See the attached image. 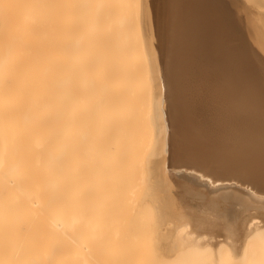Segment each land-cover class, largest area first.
I'll list each match as a JSON object with an SVG mask.
<instances>
[{
    "label": "bare ground",
    "instance_id": "bare-ground-1",
    "mask_svg": "<svg viewBox=\"0 0 264 264\" xmlns=\"http://www.w3.org/2000/svg\"><path fill=\"white\" fill-rule=\"evenodd\" d=\"M167 1L160 50L159 0L0 7V264H218L219 232L264 245V0ZM163 168L173 213L192 214L174 238L133 205Z\"/></svg>",
    "mask_w": 264,
    "mask_h": 264
},
{
    "label": "rangeland",
    "instance_id": "rangeland-1",
    "mask_svg": "<svg viewBox=\"0 0 264 264\" xmlns=\"http://www.w3.org/2000/svg\"><path fill=\"white\" fill-rule=\"evenodd\" d=\"M170 6H169V2L167 0H159V5H158V16H159V21H158V37L157 42L159 45V50L162 47V42L165 41L166 38V30L167 28H165L166 25V20H168V16L171 14V12L169 11ZM166 31V32H165ZM169 32V31H168ZM169 34V33H168ZM244 47L246 49V53H247V44L244 41ZM163 48V47H162ZM158 71H157V75H156V79L158 82ZM78 78V86L80 85L81 81L80 78ZM205 83V81L203 82ZM210 83H205V86L207 85V93H209V91L212 92V90H216V88L218 87V84H214V82L211 83V85H209ZM189 88L192 87V85L190 84L188 86ZM209 88V89H208ZM64 91L66 93L67 88L66 85L64 83ZM158 93H159V88H158ZM77 103L74 105L73 101L72 104L74 105V113H75V118H76V124L80 129H84L86 126H88V122H83V117H82V110H84L82 103L79 102V93L77 96ZM202 103H204V101L200 102V109L201 111L203 110V113L201 114V116L205 115V117L208 118L209 120V115L207 114L206 111L203 109L204 106L202 105ZM78 110V114L76 115V109ZM201 113V112H200ZM200 115V114H198ZM244 122H242L241 124L243 125V128L245 126V121H246V117L244 116ZM212 122V117L210 118ZM91 122V121H90ZM207 123V124H206ZM205 123V127L207 128L208 123ZM211 125V124H210ZM92 128V126H91ZM211 128L212 125H211ZM257 125L253 127V129H255L254 131L257 132ZM239 133V132H238ZM92 134L91 130L89 131L88 135ZM248 133H244V137L245 135ZM227 135V134H226ZM164 155V156H163ZM167 163L165 154H162V160H161V164ZM169 163V162H168ZM163 171L165 172L164 175H162L163 177V181L158 183H152L150 184V182H146L144 181V184H138L136 186V190H135V194H134V202L133 205L136 206L139 209L140 215L144 218L145 223L149 224L151 222H153V220L157 217L158 213L161 212L162 218L165 221V226H163L162 232L164 233H169V235L171 236V238L176 237V232L177 231H181V229L184 232H188L192 229V224H191V216L189 214V211L191 208H185L184 211L183 210H179L180 214L177 213H173L176 210V207L178 209V205L177 206H170V200H171V194H174V186L173 184H170L167 180V176L168 174H170V172H166L165 168H163ZM145 178V177H144ZM154 179V178H153ZM175 180H179L181 182H184L185 185L191 186L193 188L197 187L195 184L196 182H194V180H187L184 178H177ZM143 182V181H142ZM159 194L162 195V202H159L158 196ZM235 208H239V206H234ZM160 210V212H159ZM188 213V214H186ZM249 213H251L252 215H258L260 218L264 217V210H251ZM248 213L243 212L241 213V216H247ZM198 216L201 218V220L203 222H213V221H217V222H221L222 224L224 223L222 219L220 218H216L213 215H209L207 217H205V215H199ZM166 221H168V223H166ZM150 231V229H149ZM205 231V232H204ZM197 233H199L202 238L200 240V244L203 248L200 250V254L203 256H207L209 257V253L210 251L213 249L214 242L212 241V235H213V231H209V230H196ZM220 237H221V254L224 257V259L221 260V262L218 261V264H235L234 259H233V255H232V251L234 249L237 248H241L240 251L244 248V251L246 250V254L248 255H252L250 260L252 263L251 264H264V245H260L259 243L260 238L255 235L249 238H245L243 235H241L240 233H238L237 235H227L224 232H219ZM204 236V237H203ZM251 241L250 243V248L247 249V243ZM198 243V242H197ZM246 245V247H245ZM199 252V251H198ZM256 252V253H255ZM192 253V252H191ZM256 254V255H255ZM257 254H259L260 256L258 257Z\"/></svg>",
    "mask_w": 264,
    "mask_h": 264
},
{
    "label": "clouds",
    "instance_id": "clouds-1",
    "mask_svg": "<svg viewBox=\"0 0 264 264\" xmlns=\"http://www.w3.org/2000/svg\"><path fill=\"white\" fill-rule=\"evenodd\" d=\"M9 5H8V3H7V0H6V2L3 4V5H0V7H4V8H7Z\"/></svg>",
    "mask_w": 264,
    "mask_h": 264
},
{
    "label": "snow or ice",
    "instance_id": "snow-or-ice-1",
    "mask_svg": "<svg viewBox=\"0 0 264 264\" xmlns=\"http://www.w3.org/2000/svg\"><path fill=\"white\" fill-rule=\"evenodd\" d=\"M261 178L264 179V170H262Z\"/></svg>",
    "mask_w": 264,
    "mask_h": 264
},
{
    "label": "water",
    "instance_id": "water-1",
    "mask_svg": "<svg viewBox=\"0 0 264 264\" xmlns=\"http://www.w3.org/2000/svg\"><path fill=\"white\" fill-rule=\"evenodd\" d=\"M232 182H235V181H232ZM237 183V182H236Z\"/></svg>",
    "mask_w": 264,
    "mask_h": 264
}]
</instances>
